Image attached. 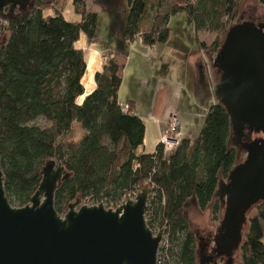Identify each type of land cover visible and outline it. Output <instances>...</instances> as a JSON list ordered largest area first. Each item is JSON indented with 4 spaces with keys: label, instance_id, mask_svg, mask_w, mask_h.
Here are the masks:
<instances>
[{
    "label": "trees",
    "instance_id": "16d2710c",
    "mask_svg": "<svg viewBox=\"0 0 264 264\" xmlns=\"http://www.w3.org/2000/svg\"><path fill=\"white\" fill-rule=\"evenodd\" d=\"M240 1L127 0L123 44L137 37L146 46L166 43L170 17L183 13L195 33L216 35L210 48L219 50ZM258 4L264 8V0ZM73 5L79 21H66L51 3H38L2 24L0 167L7 199L13 207L28 205L51 160L68 174L54 195L61 216L76 200L116 208L147 188L146 224L167 239L158 254L160 264H197L196 238L184 210L192 201L199 211L211 204L215 212L220 208L214 193L237 161L236 150L228 144V115L214 104L196 139H181L170 153L160 144L154 152L139 151L145 125L131 105L122 108L118 101L127 53L102 55L95 88L85 94L86 63L77 43L82 36L90 41L96 37L97 16L85 12L83 0H73ZM46 9L56 15L45 16ZM202 48L207 49L204 44ZM39 119L48 126L35 125ZM75 125L81 132L78 140L67 136ZM237 252L240 264H264V202L247 219Z\"/></svg>",
    "mask_w": 264,
    "mask_h": 264
},
{
    "label": "water",
    "instance_id": "95a60500",
    "mask_svg": "<svg viewBox=\"0 0 264 264\" xmlns=\"http://www.w3.org/2000/svg\"><path fill=\"white\" fill-rule=\"evenodd\" d=\"M28 2L0 0V46L3 22L16 9L27 11ZM213 67L219 78L208 89L228 115V144L245 154L240 163L238 153L214 193L223 208L214 244L218 255L231 260L242 243L247 213L264 202V24L230 26ZM200 77L204 84L203 73ZM245 131L257 137L241 143ZM67 178L61 164L48 161L37 193L19 208L7 199L0 167V264H157L163 233L153 234L146 224L147 188L115 210L76 200L61 216L54 195Z\"/></svg>",
    "mask_w": 264,
    "mask_h": 264
},
{
    "label": "rangeland",
    "instance_id": "374dc122",
    "mask_svg": "<svg viewBox=\"0 0 264 264\" xmlns=\"http://www.w3.org/2000/svg\"><path fill=\"white\" fill-rule=\"evenodd\" d=\"M39 3H51L66 21L75 22L81 19V16L75 12L73 0H41ZM83 4L86 13H95L97 16L96 37L91 40L93 42L84 39L82 36L77 43V47L83 51L84 59L88 61L87 63L85 60L84 81L86 88L88 87L86 78L93 74L92 70L98 68L100 63L103 65L102 55L108 51H126L127 60L118 93L121 106L131 105L133 110H139L147 115L156 82L159 79L171 81L182 87L179 98L171 102V105L177 108L172 114L177 119V133L180 134V139H187L188 137L191 140L196 139L202 129L208 110L214 105L212 93L204 85L212 79L216 81L219 78L216 69L212 67L218 50L210 48L216 35L206 32L195 33L193 26L187 22L186 15L178 13L169 19V37L166 43L156 44L153 47L146 46L142 43L141 38L137 37L132 43L124 45L122 34L128 11L127 0H83ZM236 11L233 24L248 20L264 23V8L258 4V0H241ZM44 15L55 16L56 13L54 9H46ZM223 39L224 36L221 37L219 45L222 44ZM101 43L105 44L103 54L98 47H101ZM202 44L207 47L206 50H203ZM92 51L97 53H95V58L90 55ZM87 56L88 58H86ZM201 73L204 75V84L201 83ZM186 80L192 84L191 95H187L184 86H182ZM161 103L163 107H166L163 100H161L160 105ZM35 125L48 126L42 119L37 120ZM166 130L167 126L159 128L155 122L148 119L145 122L143 149L139 151L154 152L159 142V131L165 134ZM80 135L81 132L75 125L67 136L78 140ZM244 159L245 156L242 154L239 157V162H243ZM80 205H84L82 201H80ZM256 206L247 213V219L254 214ZM184 212L190 229L199 236L204 233L215 235L223 216V210L220 208L215 212L214 204L208 206L204 211H199L193 201L187 203ZM245 229L246 226L243 230V236ZM233 257V264H240L239 252L235 253Z\"/></svg>",
    "mask_w": 264,
    "mask_h": 264
},
{
    "label": "crops",
    "instance_id": "0c3cea01",
    "mask_svg": "<svg viewBox=\"0 0 264 264\" xmlns=\"http://www.w3.org/2000/svg\"><path fill=\"white\" fill-rule=\"evenodd\" d=\"M165 1L169 2V3H176V4H184L186 2V0H165ZM84 39H86V38L84 37ZM86 40H88V39H86ZM88 41H90V40H88ZM90 42H93V41H90ZM103 43H101V47L98 46L100 49V52L102 54H103V48H105V44L103 45ZM151 47H153V46H151ZM101 66H102V63H100V66L98 68L92 70L93 74H91L89 77L86 78L87 79L86 82L88 83V87L86 88V85L84 84L85 94L90 93L95 88L94 75L97 71L101 70V68H102ZM186 78H187V75H186ZM185 82L186 83H184V85H182V86H184V89L187 92V95H191V92H192L191 85L192 84H191V82L189 84L187 80ZM83 83H85L84 79H83ZM155 86L156 87H155L154 93L152 94L153 97L151 98L150 103H149V111H148L147 115H144L139 110L135 111V109H134L133 111H134L135 115H137L139 118L142 119L144 125H145V122L149 119V120H152V122H155L159 126V128H162V127L167 126L166 124H167L170 116H172V114H174L176 109H177L176 106L171 105V102L174 99L179 98V95L182 92V90H181L182 87L172 83L171 81H167L164 79H159L156 82ZM160 97H162L161 100H163V103H165L166 107H163L162 103L160 105V102H161ZM118 101H119V97H118ZM119 104L121 106L120 101H119ZM121 107L126 108V106H124V107L121 106ZM146 118H148V119H146ZM162 135H163V133H161V131H159V140H160V137ZM187 139L191 140L189 137ZM158 144H159V142H158Z\"/></svg>",
    "mask_w": 264,
    "mask_h": 264
},
{
    "label": "flooded vegetation",
    "instance_id": "af4514ba",
    "mask_svg": "<svg viewBox=\"0 0 264 264\" xmlns=\"http://www.w3.org/2000/svg\"><path fill=\"white\" fill-rule=\"evenodd\" d=\"M48 1H52V0H48ZM39 2H41V0H29V2L27 4L28 9H29L30 5H32L34 7ZM16 12H19V10L16 9L14 11V13H16ZM7 13H8V11H7ZM248 21L255 23L252 20H248ZM255 24H264V23H255ZM212 67H213V64H212ZM213 68L216 69L215 67H213ZM216 71H217V69H216ZM213 82H216V81H214L212 79L208 84L204 85V87L208 89V86L212 85ZM244 135L245 136L242 137V139H241V143H245V142H247L248 139L250 140V139H254L257 137L254 134H251L250 138L247 137L248 136L247 131L244 132ZM252 136H255V137L252 138ZM233 148L236 150V158L238 156V153L240 154L239 157L242 154H244L241 152V150H239V147H233ZM244 156H245V154H244ZM236 162H238V161H236ZM219 203H220V201H219ZM220 209L223 210V208H221V205H220ZM214 237H215V235L210 234V233H206V234L204 233L202 236H199L197 233L195 234L197 264H233L234 263V257L233 256H232L231 260H228L227 258L218 255L216 245L214 244Z\"/></svg>",
    "mask_w": 264,
    "mask_h": 264
},
{
    "label": "built area",
    "instance_id": "2783aa9c",
    "mask_svg": "<svg viewBox=\"0 0 264 264\" xmlns=\"http://www.w3.org/2000/svg\"><path fill=\"white\" fill-rule=\"evenodd\" d=\"M167 130H166V133L160 137L159 144L164 148L165 152L170 153L179 145V143L181 141V139L177 133V119L174 115L170 116V118L167 122ZM137 194H138V192L127 197L125 200H123V202L121 204H119V206L124 204L127 200H134L135 197L137 196ZM148 201H149V196H148ZM83 204L85 206L102 205L104 209H111V210H115L116 208L119 207V206H117L116 208H107L104 204H98V203L94 204V203H88V202L87 203L83 202ZM147 206H148V202H147ZM153 234H157V233H153ZM166 244H167V239L165 238V236L163 234V237H162L161 242L159 244L158 253H157V264H160V261L158 258L159 251L163 246H166Z\"/></svg>",
    "mask_w": 264,
    "mask_h": 264
},
{
    "label": "bare ground",
    "instance_id": "6f19581e",
    "mask_svg": "<svg viewBox=\"0 0 264 264\" xmlns=\"http://www.w3.org/2000/svg\"><path fill=\"white\" fill-rule=\"evenodd\" d=\"M96 52L95 51H92V53H90V55L92 56V58L94 57H96V54H95ZM86 58H88V56L86 57ZM92 58H89L90 60H92ZM86 62L88 63V61H87V59H86ZM85 82V81H84ZM85 84V83H84Z\"/></svg>",
    "mask_w": 264,
    "mask_h": 264
}]
</instances>
